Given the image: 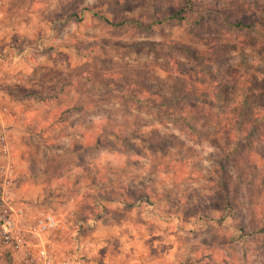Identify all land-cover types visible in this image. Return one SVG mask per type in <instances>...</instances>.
<instances>
[{"label": "rangeland", "instance_id": "rangeland-1", "mask_svg": "<svg viewBox=\"0 0 264 264\" xmlns=\"http://www.w3.org/2000/svg\"><path fill=\"white\" fill-rule=\"evenodd\" d=\"M254 1L0 0V134L10 148L11 197L30 215L58 216L46 235L54 264H264V141L241 150L260 166L258 181L238 184L239 150L226 157L211 137L133 101L129 88L143 77L172 91L175 71L157 43L176 47L178 70L199 69L178 50L189 46L206 65L209 57L221 71L264 82V48L223 21L264 18V0ZM214 2L216 18L196 24ZM184 6L186 20L150 31L103 20L148 24L156 10ZM0 264L20 263L0 245Z\"/></svg>", "mask_w": 264, "mask_h": 264}, {"label": "trees", "instance_id": "trees-1", "mask_svg": "<svg viewBox=\"0 0 264 264\" xmlns=\"http://www.w3.org/2000/svg\"><path fill=\"white\" fill-rule=\"evenodd\" d=\"M82 3L84 0H74ZM192 5L194 0H185ZM250 3L256 1L249 0ZM75 4V2H74ZM189 7L184 6L179 10L161 12L156 10L154 17L148 24L143 20L122 19L119 21H109L103 17V20L110 26H122L124 24H136L139 29L150 31L157 25L170 21H182L187 18L183 14ZM76 10L73 12L75 15ZM218 10L214 2L212 9L206 10L204 14L195 20H209L217 16ZM224 24L232 29L244 31L251 37L252 44L257 48H264V18L262 16L250 15L248 19L234 18L229 19L223 16ZM196 27L190 28V33L195 35ZM171 43V42H170ZM162 50V54L167 58V64L172 65V76L168 77L171 84H174L169 94H162L158 88L153 85H146L145 78H137L129 83L130 89H136L131 92L133 101L137 103H146L157 116H162L167 120L176 123V125L185 130H190L192 135L200 139L210 138V143L222 150L230 157L231 153L239 150L234 155L237 159V180L238 184L246 186L249 182L258 181L259 165L251 162L250 155L242 156L241 150L247 143H256L264 141V82L257 76H248L247 78L238 71L234 72L230 67L220 70L224 64L213 66L214 59H205L204 64L198 55H193L192 48L183 46L177 48L179 51H186L188 54L197 58L199 69L189 72L188 70H178L176 58L172 56L170 50L176 48L172 44L157 43ZM221 43H215L218 47ZM218 52H215L217 54ZM204 59V58H203ZM217 59H222L218 57ZM174 67V70H173ZM216 69V70H215ZM146 72V71H145ZM148 73V72H146ZM158 86V81H154ZM170 85V84H169ZM165 85H162L164 89ZM36 93V92H34ZM33 95L32 93L27 96ZM39 100L45 97L36 93ZM134 97V98H133ZM209 131L207 133V131ZM200 135V136H199ZM225 203L231 202V196L226 191Z\"/></svg>", "mask_w": 264, "mask_h": 264}, {"label": "built area", "instance_id": "built-area-1", "mask_svg": "<svg viewBox=\"0 0 264 264\" xmlns=\"http://www.w3.org/2000/svg\"><path fill=\"white\" fill-rule=\"evenodd\" d=\"M6 111L7 107L0 102V123L4 122ZM0 158L4 161L0 165V245L17 256L20 264H54L55 253L46 235L58 227V216L50 211L30 215L27 205L16 206L12 201L13 169L3 133Z\"/></svg>", "mask_w": 264, "mask_h": 264}]
</instances>
